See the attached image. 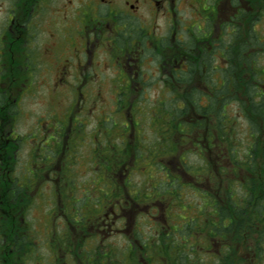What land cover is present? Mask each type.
I'll list each match as a JSON object with an SVG mask.
<instances>
[{
	"label": "flooded vegetation",
	"instance_id": "obj_1",
	"mask_svg": "<svg viewBox=\"0 0 264 264\" xmlns=\"http://www.w3.org/2000/svg\"><path fill=\"white\" fill-rule=\"evenodd\" d=\"M106 87L119 89L106 120L122 142L110 165L95 152L115 147L86 130L107 131L89 118ZM228 89L229 118L264 102V0H0V264H215L225 249L232 264L233 233L212 230L231 227L209 224L206 197L187 213L168 189L132 190L126 164L142 149L138 119L167 140L185 99L206 106ZM200 184L226 198L218 176ZM237 245L241 264L256 262Z\"/></svg>",
	"mask_w": 264,
	"mask_h": 264
},
{
	"label": "trees",
	"instance_id": "obj_2",
	"mask_svg": "<svg viewBox=\"0 0 264 264\" xmlns=\"http://www.w3.org/2000/svg\"><path fill=\"white\" fill-rule=\"evenodd\" d=\"M253 64L257 70L260 68L258 60L255 59ZM258 72L259 70L250 73L254 76ZM232 89L233 98H236L237 94L244 90L241 86H234ZM244 91L247 92L246 89ZM228 92L229 89L219 92L217 101L208 103L206 106L197 100L185 99V103L181 104V132L186 133L190 128L201 127L203 133L207 135L209 144L211 138H216L221 146L219 152H216L218 155L216 159H213L212 156L205 159L216 160L219 179L218 191L224 192L226 198L215 200L202 187L196 190L202 199L206 197V202L203 201L206 207L212 209V212H208L210 219L214 216L217 218V221L209 222V224L213 226L219 224L220 227L224 224L231 227L212 229L223 238H226L227 233H233L235 243L234 249L230 248L233 252L230 256L231 263L241 264L242 262V259L239 260L240 257H237L235 253V249L239 246L237 244L240 243V246L250 247L256 253L253 257L256 262L250 264H262L264 257V132H262L264 131V102L251 101L250 103L248 100V107H245L246 104L241 102L244 119L229 118L226 113ZM194 112L198 113L201 118H196ZM208 153L212 154L213 150L208 148ZM196 156L198 161L202 160V162L194 167H198L202 163H208V165L211 163L203 161L201 156ZM226 159L229 162L228 165L223 164ZM183 169L189 173L190 164L183 162ZM229 176H232L233 179L227 184ZM202 179L204 181L206 177L196 176L195 186H197L196 183H201ZM194 209L195 207L192 210ZM216 209L217 212H215ZM229 209L232 210L229 211ZM186 210L190 211V209ZM250 241L253 245L248 244ZM228 258V250L225 249L218 264H226L229 261ZM245 261L247 260L245 259Z\"/></svg>",
	"mask_w": 264,
	"mask_h": 264
},
{
	"label": "rangeland",
	"instance_id": "obj_3",
	"mask_svg": "<svg viewBox=\"0 0 264 264\" xmlns=\"http://www.w3.org/2000/svg\"><path fill=\"white\" fill-rule=\"evenodd\" d=\"M105 91L107 99L100 107L101 112H99V114L97 112H91L89 118L96 119L98 118L97 116L100 115L101 126L103 127V129H107V131L103 132L92 129L93 126L91 124L87 126L86 130H90L99 135L98 137L100 138V141L97 144L107 142L114 143L115 146H118L120 140L119 132L116 126H113L112 122L110 120L107 121L106 119L108 118L109 114H113L116 110L115 93L118 94L119 89L114 92L113 88L106 87ZM60 99L63 98H58V100ZM69 100L70 98L61 100L62 104H58V107L60 109L65 108L69 104ZM125 111L127 110L125 109ZM138 121L139 123L143 124L145 130L144 133L137 136L136 140V143H138L142 149L135 150L134 154L131 155L129 161L126 162V164L129 166L135 163H137L138 166V168L136 169V173L134 174L135 177L133 179L134 185L132 186V190H154L157 192H162L164 195V191L168 189L169 191L173 192V196H175V205H177V203L181 201V209L183 207L185 209H190V213H192V209L196 207L201 201V198H199L198 190L196 189H200L201 187H203L200 183H196L197 186H195L194 182L196 180V176H198L199 178H203L204 176L206 178L208 176H210L211 178H216L218 176L216 167L217 165L211 161L209 165L208 163H202L201 165H198V167H194L197 166L196 164H200L201 162L197 160L196 154L194 152H191L187 153L185 157L186 161H188L190 164V172L188 173L184 171L181 165L179 153H183L181 152L183 150H197V147L190 145V142H183V139V141L181 142V148L178 146V151L176 153L168 154L169 152L166 153V150H168V148L164 146V144L176 142L177 139H179V134L176 133L171 135V137H167V140H161V136L154 132V127L159 125V121H150L149 119L143 118L138 119ZM191 137L192 139L194 138V133ZM91 138H94L92 134ZM91 138H89V143H92ZM98 147L102 148L101 146ZM90 152L91 151L89 150V155ZM204 153L207 157H210L206 152ZM105 159H107V157ZM192 167L196 169H193ZM167 171L169 172L168 176H166ZM208 173H211V175H208ZM175 192L177 193V195L175 194ZM199 254L201 255L199 257L202 264H211L206 255H203V253ZM219 260L220 258H217L216 260H213V262L215 264H218Z\"/></svg>",
	"mask_w": 264,
	"mask_h": 264
}]
</instances>
